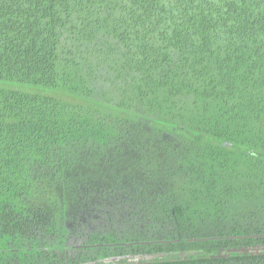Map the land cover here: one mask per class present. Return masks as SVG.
Segmentation results:
<instances>
[{
    "label": "trees",
    "instance_id": "1",
    "mask_svg": "<svg viewBox=\"0 0 264 264\" xmlns=\"http://www.w3.org/2000/svg\"><path fill=\"white\" fill-rule=\"evenodd\" d=\"M264 0H0V264H264Z\"/></svg>",
    "mask_w": 264,
    "mask_h": 264
},
{
    "label": "water",
    "instance_id": "2",
    "mask_svg": "<svg viewBox=\"0 0 264 264\" xmlns=\"http://www.w3.org/2000/svg\"><path fill=\"white\" fill-rule=\"evenodd\" d=\"M263 248H259V247H254V248H250V249H234V250H230L228 252H218L215 253L214 255H211L213 258H226L229 257L231 254L233 253H244V254H250V253H258L259 251H261Z\"/></svg>",
    "mask_w": 264,
    "mask_h": 264
}]
</instances>
